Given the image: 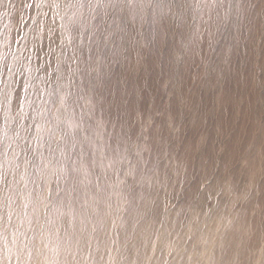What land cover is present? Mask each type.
Masks as SVG:
<instances>
[{
  "label": "rangeland",
  "instance_id": "obj_1",
  "mask_svg": "<svg viewBox=\"0 0 264 264\" xmlns=\"http://www.w3.org/2000/svg\"><path fill=\"white\" fill-rule=\"evenodd\" d=\"M22 2L0 0V140L5 117L15 115V94L10 105L4 103L3 91L12 79L5 65L17 72L19 90L20 83L43 75L37 69L43 68L44 52L49 50V41L44 40L39 58L33 55L30 63L24 59L40 47H33L31 21L19 33L27 34V41L12 44L11 49L5 46V35L9 41L19 35L16 19ZM191 3L195 29L190 32L181 19L170 21L174 27L167 46L158 38L161 26L152 22L146 10L125 8L120 14L126 16L138 43L109 44L107 52L97 54L90 75L81 78L80 104L93 148L110 145L128 159L129 151L139 153L141 161L134 182L111 172L99 182L92 178L99 186L89 192V264H220L224 258L229 264H255L260 254L263 259L256 264H264V22L256 19L239 30L232 23L238 49L229 56L227 43L223 54L219 49L209 52L205 46L202 55L192 33H205L211 26L220 39L222 34L229 36V28L218 25L211 7L202 6L200 0ZM41 11L48 9H29L28 16L49 24V17L37 16ZM220 15H225L224 8ZM24 43L29 44L28 52ZM52 50L58 54L55 45ZM119 98L127 102L118 110L114 101ZM76 111L78 115L81 109ZM146 112L157 121L151 135ZM16 163L10 154L0 155V177L16 180L6 188L0 178V216L5 217L0 233L4 227L12 231L6 219L11 215V223L32 236L30 221L39 212L27 196L31 177L21 175L22 163L17 172ZM208 185H212L211 198ZM47 218L53 223L58 220L55 207ZM227 225L228 253L221 242ZM46 237L42 243L38 239L41 251L31 264L50 251L66 255L67 260L66 248L71 245L75 250L67 236L60 240L46 233Z\"/></svg>",
  "mask_w": 264,
  "mask_h": 264
},
{
  "label": "snow or ice",
  "instance_id": "obj_2",
  "mask_svg": "<svg viewBox=\"0 0 264 264\" xmlns=\"http://www.w3.org/2000/svg\"><path fill=\"white\" fill-rule=\"evenodd\" d=\"M200 3L215 11L218 25L227 26L231 37L229 40V36L222 34L220 39H216L211 26L205 33H192L202 55L205 46L209 52L219 49L223 54L227 43L230 45L229 56L238 49L239 39L231 35L232 23L239 30L244 24H251L256 19L264 22V0H209L208 3L200 0ZM45 7L48 11L38 12L37 16L49 17V24L45 25L28 16L29 9ZM131 7L140 12L146 10L152 22L159 23L161 33L158 38L164 46H167L169 34L174 27L170 21L181 19L190 32L196 27L192 23L195 17L192 16L191 0H139L135 4L133 0H39V3L36 0H23L16 19L18 34L23 33L31 21L33 47L40 45L35 53H30L24 59L30 63L33 55L39 58L45 47L42 43L44 40L49 41V50L44 52L43 68L37 69L43 75L31 77L27 83H20L19 90L15 80L17 72L5 65L12 79L3 91L4 103L10 105L11 96L15 94V115L11 119L5 117L0 155L10 154L17 161V172L21 163L24 165L21 175L30 176L32 184L27 196L39 215L30 221L32 236L12 224L11 215L6 217L12 231L4 227L3 233H0V239L3 240L0 245V264H31L34 255L41 251L37 241L39 239L42 243L47 238L46 233H54L60 240L67 236L75 244V250L71 245L65 250L66 264H89L92 256L91 239L87 232L91 218L89 192L99 186L98 183H92V178L99 182L111 172L117 178L123 176L134 182L139 175V153L132 155L129 151L131 159H128L110 145H105L104 149L93 148L90 125L80 104L83 99L81 78L88 77L94 70L97 54L107 52L109 44L120 47L138 43L133 39L134 29L129 31L126 16L120 14L125 8ZM221 8L225 9L223 17L220 15ZM154 12L156 15L152 17ZM28 39L27 34H19L9 41L5 35L4 43L11 49L12 44H20ZM53 45L59 50L58 54L52 50ZM23 50L29 51L28 43L23 44ZM48 57L53 60L49 61ZM20 68L23 69L24 65H20ZM9 88L11 91L7 90ZM126 102L119 98L114 101V105L119 110ZM26 107L30 110L27 113ZM78 107L81 112L77 115ZM143 115L151 121L148 125L151 135L157 121L151 112ZM261 127L264 128V119ZM96 143L98 145L99 141ZM0 178L6 188L16 184L15 176L11 181L7 175ZM208 188L210 191L207 196L211 198L212 185H208ZM14 190L19 191L18 188ZM8 199L11 200V197ZM53 207L58 215L55 223L47 218V213ZM3 219L5 217L0 216V220ZM129 226H132L131 222Z\"/></svg>",
  "mask_w": 264,
  "mask_h": 264
},
{
  "label": "bare ground",
  "instance_id": "obj_3",
  "mask_svg": "<svg viewBox=\"0 0 264 264\" xmlns=\"http://www.w3.org/2000/svg\"><path fill=\"white\" fill-rule=\"evenodd\" d=\"M2 134V133H1ZM28 205V204H27ZM29 208V206H28ZM250 211V210H249ZM2 213V212H1ZM251 213V212H250ZM243 214V213H242ZM233 220V219H232ZM235 220V219H234ZM1 221V220H0ZM228 222V221H227ZM244 223V222H243ZM245 227V226H244ZM233 228V227H232ZM230 229V225H227L225 230H224V235H222V240L221 242L223 243V247L225 248V250H227V253L229 252L230 249V244L227 243V235H228V231ZM259 230V229H258ZM30 232V231H29ZM237 233H238V230L234 231V236H237ZM224 237V238H223ZM41 242V241H40ZM228 242H230V240H228ZM244 242V241H243ZM247 242V241H246ZM48 245V244H47ZM260 245V244H259ZM264 245V244H263ZM49 248V247H48ZM217 248V247H216ZM232 248V247H231ZM186 249V248H185ZM262 249V248H261ZM51 250V249H50ZM49 250V251H50ZM257 250V249H256ZM234 251V250H233ZM54 252V251H53ZM52 251L46 253L45 255H40L38 257V259L36 260V263L37 264H66V260H65V257L66 255H63V254H54ZM258 252V251H257ZM214 254V253H212ZM215 256V254H214ZM147 257V256H146ZM226 258L222 259L220 264H229L228 260H225ZM263 257L262 255L260 254L258 256V258L256 259V263H259L260 261H262ZM140 260V259H139ZM115 260L111 261L112 263L114 262ZM145 262V261H144ZM110 264V263H109ZM163 264V263H162Z\"/></svg>",
  "mask_w": 264,
  "mask_h": 264
}]
</instances>
